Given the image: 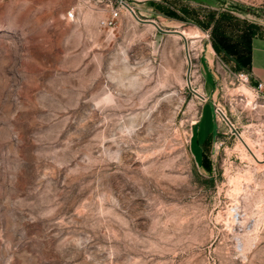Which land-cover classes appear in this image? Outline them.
I'll list each match as a JSON object with an SVG mask.
<instances>
[{
	"label": "rangeland",
	"instance_id": "rangeland-1",
	"mask_svg": "<svg viewBox=\"0 0 264 264\" xmlns=\"http://www.w3.org/2000/svg\"><path fill=\"white\" fill-rule=\"evenodd\" d=\"M113 8L0 0V264H264V97Z\"/></svg>",
	"mask_w": 264,
	"mask_h": 264
},
{
	"label": "crops",
	"instance_id": "crops-1",
	"mask_svg": "<svg viewBox=\"0 0 264 264\" xmlns=\"http://www.w3.org/2000/svg\"><path fill=\"white\" fill-rule=\"evenodd\" d=\"M246 2L254 5V0H246ZM173 4H177V2H149L148 10L151 13L145 14L141 11V4L130 3L132 9L141 19L153 20L162 29L170 31L162 32L153 23L136 19L138 23L153 27L152 31L156 37L162 38L167 33L182 37L172 32L178 30L186 38H190V73L192 68L191 47L195 42L194 38H200L201 33L205 32L208 34V42L205 45L206 50L203 49L207 53L204 58L206 64L204 69L209 75L212 74V71L208 63H210V58L216 54L233 73L240 71L249 73L251 77L248 86L252 89L258 82L264 83V27L247 16V13L252 10L251 7H234L233 5L227 7V0H190V10L183 9L189 15V17L186 16L190 21L189 31L181 29L187 21H184V13L180 12ZM197 4L203 8H197ZM169 10L174 12V15H171ZM120 23L119 27H121ZM216 37L225 39L228 46L224 47L217 40L219 51H216L214 47ZM240 135L244 139L241 133Z\"/></svg>",
	"mask_w": 264,
	"mask_h": 264
},
{
	"label": "built area",
	"instance_id": "built-area-1",
	"mask_svg": "<svg viewBox=\"0 0 264 264\" xmlns=\"http://www.w3.org/2000/svg\"><path fill=\"white\" fill-rule=\"evenodd\" d=\"M121 4V8H113L111 11V16H110V20L108 21L109 25H114L115 20L117 18H119L121 12H122V8H126L129 9L125 3L126 1L124 0H118ZM130 10V9H129ZM67 18L73 20L75 18V12L74 10H70L67 13ZM235 76L237 77V79L239 81H241L244 84H250V74L244 71H240V72H236ZM258 94H261L264 97V83L263 82H258L256 84V86L253 88ZM205 99V98H204Z\"/></svg>",
	"mask_w": 264,
	"mask_h": 264
},
{
	"label": "water",
	"instance_id": "water-1",
	"mask_svg": "<svg viewBox=\"0 0 264 264\" xmlns=\"http://www.w3.org/2000/svg\"><path fill=\"white\" fill-rule=\"evenodd\" d=\"M125 5L130 9V11L133 13V15L136 17V19L140 20V21H143V22H151L153 23L160 31L162 32H170L169 30H166V29H162L156 22H154L153 20H143L141 19L136 13L135 11L132 9V7L128 4V3H125ZM172 32H175L179 35H181L185 40H186V37L184 36V34L178 30H175V31H172ZM186 46H187V42H186ZM187 53H188V50H187ZM188 60H189V68H188V74H190V56H189V53H188ZM190 86H191V81H190ZM192 92H194L196 95H198L199 97L201 98H205L203 95L199 94L194 88H191ZM223 117L225 119V121L229 124V126L231 127L232 129V132L236 133L238 135V137L245 143L244 139L242 138V136L240 135V133L238 132V130L235 128V126L231 123V121L228 119V117L226 115L223 114Z\"/></svg>",
	"mask_w": 264,
	"mask_h": 264
},
{
	"label": "trees",
	"instance_id": "trees-1",
	"mask_svg": "<svg viewBox=\"0 0 264 264\" xmlns=\"http://www.w3.org/2000/svg\"><path fill=\"white\" fill-rule=\"evenodd\" d=\"M169 12L171 13V15H174V12H172V11H170L169 10ZM214 30H215V27H214ZM213 30V31H214ZM217 40H218V42H220V43H222V45L224 46V47H227L228 45L226 44V42H225V39H223V38H217L216 37V42H214V47H215V49H216V51H219V47H218V43H217Z\"/></svg>",
	"mask_w": 264,
	"mask_h": 264
},
{
	"label": "bare ground",
	"instance_id": "bare-ground-1",
	"mask_svg": "<svg viewBox=\"0 0 264 264\" xmlns=\"http://www.w3.org/2000/svg\"><path fill=\"white\" fill-rule=\"evenodd\" d=\"M247 143L250 145V147L252 148V145L247 141ZM243 144V143H242ZM244 145V144H243ZM244 147H245V145H244ZM246 148V147H245ZM247 149V148H246ZM253 149V148H252ZM253 151H254V153H255V155L259 158V159H261V157H260V154L257 152V151H255L254 149H253ZM252 151V152H253ZM254 157V156H253Z\"/></svg>",
	"mask_w": 264,
	"mask_h": 264
}]
</instances>
